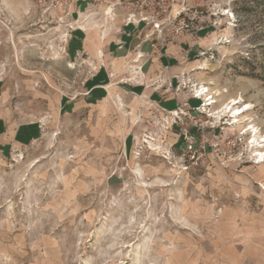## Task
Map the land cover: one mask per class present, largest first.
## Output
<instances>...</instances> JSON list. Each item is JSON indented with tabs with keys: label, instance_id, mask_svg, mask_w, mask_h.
<instances>
[{
	"label": "rangeland",
	"instance_id": "374dc122",
	"mask_svg": "<svg viewBox=\"0 0 264 264\" xmlns=\"http://www.w3.org/2000/svg\"><path fill=\"white\" fill-rule=\"evenodd\" d=\"M185 2L181 71L153 86L178 106L140 113L80 99L70 18L0 0V117L37 126L0 135V264H264V161L240 130L264 138V0ZM235 97L253 107L232 130Z\"/></svg>",
	"mask_w": 264,
	"mask_h": 264
},
{
	"label": "crops",
	"instance_id": "0c3cea01",
	"mask_svg": "<svg viewBox=\"0 0 264 264\" xmlns=\"http://www.w3.org/2000/svg\"><path fill=\"white\" fill-rule=\"evenodd\" d=\"M78 3L71 11L73 19L79 13L78 25L81 28L71 31L70 45L75 52L73 58L77 59L78 56L82 63L92 67L84 80L86 86L80 98L83 103L95 98L100 103L112 100L115 104L114 99L124 97L129 102L131 112L142 113L148 104L176 108L178 104L172 100L173 96L166 99L160 86H153L160 81L163 83V80L171 81L172 74L181 71L178 41L168 42L160 51H153L151 43L143 39V34L148 33L147 27L135 24L125 26L122 15L109 19L103 14L106 5L102 2L94 8H85L86 4L80 8ZM82 18H87V21L82 22ZM94 23L96 26H93ZM77 37H80L78 41L75 40ZM136 55H140V58L134 65ZM175 60L178 62L174 63ZM65 103L58 100L53 105L55 115L62 109L73 111L81 104ZM0 120V135L8 139L27 132L32 136L37 130L32 121L13 123L4 117H0ZM38 121L42 122L41 119Z\"/></svg>",
	"mask_w": 264,
	"mask_h": 264
},
{
	"label": "built area",
	"instance_id": "2783aa9c",
	"mask_svg": "<svg viewBox=\"0 0 264 264\" xmlns=\"http://www.w3.org/2000/svg\"><path fill=\"white\" fill-rule=\"evenodd\" d=\"M38 2L48 13L60 12L66 19L70 18L71 21L69 20L67 24L70 33L81 28L78 25L79 13L77 12L75 19L72 18L71 10L75 3L83 2L86 4L85 8H94L102 2L106 5L103 14L109 19L113 20L122 15L125 26L135 24L147 27L148 33L143 34V39L151 43L153 51H160L169 42L170 36L179 34L186 26L182 18L185 13V0H38ZM81 21L86 22L87 18H82ZM177 23L179 25L176 26ZM139 58L140 55H136L134 62Z\"/></svg>",
	"mask_w": 264,
	"mask_h": 264
},
{
	"label": "bare ground",
	"instance_id": "6f19581e",
	"mask_svg": "<svg viewBox=\"0 0 264 264\" xmlns=\"http://www.w3.org/2000/svg\"><path fill=\"white\" fill-rule=\"evenodd\" d=\"M108 11H109V9L107 10V12ZM205 92H206V90H205L204 87L201 90H199L197 88L196 91H195V93H197L196 96L197 97L203 96V97H205L204 100L206 99V96L208 95V93L205 94ZM207 100H208V102H205L204 103L205 106L206 105L210 106V105H212L215 102L214 99H213V96H211V97L208 96ZM241 100H242L241 97H235V98L231 99L229 102H227L226 103V106L224 108V110L226 112L227 111H229V112L232 111V113H233V120L231 122V124L233 125L232 130H235L236 128H238L239 127L238 126L239 123H242V122H244L246 120L249 121V119H250V117L248 116L247 113L253 107L251 103L245 102L243 104H240V106H234V107H232L233 105L239 103ZM230 107H231V109H228ZM224 110H222V112L219 113V114L221 115ZM242 128H244L243 131H242L243 134H246V133L249 132L248 135H249V138H251L250 139V143L251 144H256V147L257 148H255V150H256L255 153H256L257 157L260 158L259 161H264V158H262V157H264V138H262L263 135L258 134L257 127H255L254 124H252L251 122L245 123L240 128V130H242ZM144 185H146V184H144Z\"/></svg>",
	"mask_w": 264,
	"mask_h": 264
},
{
	"label": "snow or ice",
	"instance_id": "6c2138e0",
	"mask_svg": "<svg viewBox=\"0 0 264 264\" xmlns=\"http://www.w3.org/2000/svg\"><path fill=\"white\" fill-rule=\"evenodd\" d=\"M262 158H264V157H262Z\"/></svg>",
	"mask_w": 264,
	"mask_h": 264
}]
</instances>
